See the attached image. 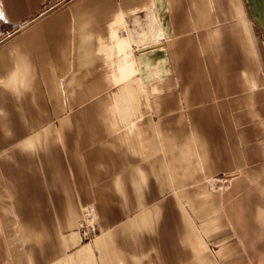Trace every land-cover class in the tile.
<instances>
[{"label": "crops", "instance_id": "1", "mask_svg": "<svg viewBox=\"0 0 264 264\" xmlns=\"http://www.w3.org/2000/svg\"><path fill=\"white\" fill-rule=\"evenodd\" d=\"M47 1L0 0V264H264V0H73L22 35ZM139 23L135 112L133 86L90 93L105 43ZM159 124L233 180L203 221Z\"/></svg>", "mask_w": 264, "mask_h": 264}, {"label": "rangeland", "instance_id": "2", "mask_svg": "<svg viewBox=\"0 0 264 264\" xmlns=\"http://www.w3.org/2000/svg\"><path fill=\"white\" fill-rule=\"evenodd\" d=\"M71 1L73 0H48L41 16L34 22H31L27 27L25 25L24 29L21 30L22 35L36 33L44 22L53 18L63 6L68 5ZM119 23H121V21ZM148 25L149 24L139 23L136 27L131 29L122 27L125 29L126 34H114L113 37L109 38V42L105 44L109 47L110 51L113 52L111 53L113 55L105 62L100 63L99 72L100 75H103V81H95L94 89L91 90V93L89 91L90 95H95L102 90V88H107L111 85L123 84V86H133L135 90V92L132 91L134 100H130L129 104H131V106L137 105L136 93L138 91L134 86V82L131 81L132 75H130L132 72V68L129 66L130 44H136L133 41L134 39L139 36L144 38L150 33V27H148L147 30L144 29ZM113 75L115 78H113ZM123 86L121 85V87ZM121 104L123 109L129 108V104H123L122 102ZM135 112H139L138 106H136ZM132 116H135V114ZM160 125L161 124H159V126ZM169 125H167V128L163 125V128L161 126L160 128L163 141L165 142L164 149L175 179V194L183 201L182 205H188L190 208L195 209V211H197L195 215L200 221H203L206 218L205 214L201 213L205 212L202 209L207 207L208 210L209 203H213L214 198L222 197L223 202L226 201L233 190H235L232 188L233 180L231 176L227 175L205 176V164L200 149L195 144L190 148L189 152H187L188 150L185 148H181L180 136L177 130L169 128ZM81 211L82 216L77 224V232L83 242H89L97 235L96 216L92 205L82 207ZM219 219H222L223 223H227L228 221L224 214H222Z\"/></svg>", "mask_w": 264, "mask_h": 264}, {"label": "built area", "instance_id": "3", "mask_svg": "<svg viewBox=\"0 0 264 264\" xmlns=\"http://www.w3.org/2000/svg\"><path fill=\"white\" fill-rule=\"evenodd\" d=\"M24 26H25L24 24H21V25L18 26V28L19 29H24Z\"/></svg>", "mask_w": 264, "mask_h": 264}, {"label": "snow or ice", "instance_id": "4", "mask_svg": "<svg viewBox=\"0 0 264 264\" xmlns=\"http://www.w3.org/2000/svg\"><path fill=\"white\" fill-rule=\"evenodd\" d=\"M0 19H2V16H0Z\"/></svg>", "mask_w": 264, "mask_h": 264}]
</instances>
